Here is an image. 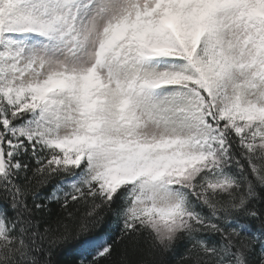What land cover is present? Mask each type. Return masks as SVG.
Here are the masks:
<instances>
[{
  "label": "snow or ice",
  "instance_id": "1",
  "mask_svg": "<svg viewBox=\"0 0 264 264\" xmlns=\"http://www.w3.org/2000/svg\"><path fill=\"white\" fill-rule=\"evenodd\" d=\"M0 264H264V0H0Z\"/></svg>",
  "mask_w": 264,
  "mask_h": 264
}]
</instances>
